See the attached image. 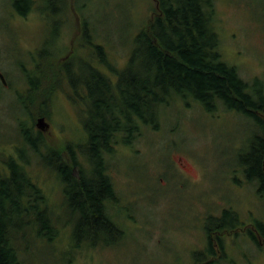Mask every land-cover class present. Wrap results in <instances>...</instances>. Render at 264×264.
I'll use <instances>...</instances> for the list:
<instances>
[{
	"label": "trees",
	"instance_id": "1",
	"mask_svg": "<svg viewBox=\"0 0 264 264\" xmlns=\"http://www.w3.org/2000/svg\"><path fill=\"white\" fill-rule=\"evenodd\" d=\"M154 2L152 15L136 34L121 67L112 64L104 46L96 43L91 49L74 43L60 51L49 47L38 52V59L46 61L44 69L36 68L40 79L21 83L31 92L28 99L19 101L20 112L30 115V124L20 125V117L16 118L18 134L27 142L17 157L3 155L0 166V264H25L32 242L45 248L64 243L63 229L69 224L76 238V244L66 241L69 248L64 255H70L69 261L82 249L124 243L125 214L117 221L100 211L102 197L116 196L110 169L117 147L131 150L145 133L161 130L173 105L199 106L209 114L221 106L232 112L237 105L242 110L250 105L251 93L245 91L251 83L221 51L216 0ZM51 4L69 9L61 0L10 2L12 11L23 17L37 9L44 13ZM18 88L14 89L18 92ZM62 95L84 118V135L77 142L54 145L34 124L39 117L52 116L55 101ZM253 148L242 154L238 168L250 183L258 178L255 184L264 197V167L260 166L264 144ZM29 152L38 160L36 164ZM53 177L60 185L61 202L55 200L58 189L46 186ZM62 208L70 212L69 221L63 219ZM205 218L209 241L201 242L191 264H220L211 258L220 250L226 259L225 239L239 225L238 213L225 208L220 216L210 213ZM255 228L264 238V223L257 221ZM211 240H219V246Z\"/></svg>",
	"mask_w": 264,
	"mask_h": 264
},
{
	"label": "rangeland",
	"instance_id": "2",
	"mask_svg": "<svg viewBox=\"0 0 264 264\" xmlns=\"http://www.w3.org/2000/svg\"><path fill=\"white\" fill-rule=\"evenodd\" d=\"M10 2L0 0V73L11 81L8 86L0 82V166L5 160L3 155L17 157L27 142L19 136L16 121L19 116L20 125L30 124L28 112H20L19 101L31 94L29 87L19 82L24 75L21 66L31 72L33 79H40L36 68L41 65L44 69L46 61L38 59L37 54L44 49L42 45L49 49L48 42L56 30L52 19L38 18V13H32L27 20L18 18ZM61 2L69 5V11L48 15L56 16L60 22L82 15L80 21L91 27L96 45L104 46L111 63L120 67L155 8L154 0ZM45 4L42 5L46 7ZM215 6L224 59L236 65L243 79H264V0H216ZM52 7L53 4L49 6L51 10ZM58 45L52 42L51 48L60 51L62 46ZM31 53L36 59L30 57ZM9 84L20 86L18 92L12 91ZM181 107L169 108L170 119L161 124V130L145 133L131 150L117 147L111 161L112 180L130 199L124 210L128 219L124 243L97 246L91 251L82 249L69 261L70 255H64L69 248L66 241L76 244L69 224L63 229L64 243L55 242L53 247L45 248L32 242L25 264H191L201 246L207 214L217 215L233 207L243 219L253 213L254 219L264 221V197L256 184L248 183L238 170L244 160L242 154L247 153L246 147L242 148L248 141L247 127L236 129L230 114L218 117L222 112L209 115L199 106ZM46 120L50 125L46 138L54 145L77 142L84 135V118L63 95L58 96L54 113ZM28 155L36 164L33 153ZM180 158L193 168L191 183L187 184L191 190L188 200L175 197L171 191L173 182L182 180L177 171ZM32 170L36 172L37 168ZM46 186L58 189L55 200L61 202L58 179L51 178ZM67 210L62 208L65 221L70 219ZM227 239V257L220 264H264V244L255 245L233 234H228Z\"/></svg>",
	"mask_w": 264,
	"mask_h": 264
},
{
	"label": "flooded vegetation",
	"instance_id": "3",
	"mask_svg": "<svg viewBox=\"0 0 264 264\" xmlns=\"http://www.w3.org/2000/svg\"><path fill=\"white\" fill-rule=\"evenodd\" d=\"M73 1H76V0H73ZM61 10L64 11L63 6L54 7L53 10H51V9L49 10L46 8L44 13H41L39 11V9L34 11V13L39 14L38 18L44 16L45 20L52 19L54 24H56V30H55L54 38H53L54 40L53 41L50 40L48 42L49 47H51L52 42H55V41L57 42V44H59L58 46H62V48H69V47L73 46L74 43L76 45H78L80 43H84L85 45L83 48H85L87 45H88L87 46L88 49L89 48L91 49L92 47H94L95 38H94V35L92 33V29L90 26H88V28H87L84 24L82 25V23L80 21V18L82 17V15H79L78 18L74 19L76 21L75 26H74L73 20H69L67 22L64 20L63 22H60L56 18V16L51 17L48 15V12H52V13L56 14V13L61 12ZM70 10H72V5L70 6ZM68 11H69V9H68ZM17 17L22 19V20H27L29 16L23 17L20 15H17ZM73 18L74 17H72V19ZM40 21H42V20H40ZM84 22H85V20H84ZM67 23H68V26H70L69 29L67 28L68 26L66 27ZM70 38H71V40L68 41ZM41 47L45 49L44 45H42ZM30 50H32V49H30ZM26 51H29V50H26ZM33 53L30 54V57L32 56ZM21 68L23 69V73L25 71L27 72L26 75H28V77H26V79H22L24 77V75H23V77L21 78L22 80L19 82H22V83L38 82V80L33 79V78L28 79L29 77H32L33 75L25 66H21ZM246 81L248 83H251V85H252L251 87L248 88V90L245 91V92L249 91L251 93V96H250L251 103H249L250 105L243 110L240 109L241 106L237 105L236 108L234 107L232 112L227 111L226 107L221 106L220 109L216 110V111L222 112V114H219L218 117L224 116L225 114L232 115L233 123L236 124V129H240V127L241 128L247 127L249 136H248V141L245 143L244 146L247 148V150H250V153H251L252 150H254V148H253L254 144L255 145L256 144H258V145L264 144V99H262V97H264V79H261L260 77H253V78H250ZM256 81H258V82H256ZM0 82H2V84L4 86H8V82H11V81H7L6 78L4 77V75L2 73H0ZM10 86H11L12 91L15 87L18 88V86H15L12 84ZM14 90L16 91V89H14ZM64 97L68 101V98L65 95H64ZM256 102H259L260 104L258 106H256ZM209 115H211V114H209ZM39 118H37V119H39ZM38 132H41L45 137H46V134H50L49 131L48 132L47 131L42 132V131L38 130ZM244 146L242 145V148ZM178 162L179 163L177 164V166H178L177 171H179L181 173L182 180L174 181L173 182L174 186H173L171 191L174 190L173 193H174L175 197L179 195V196H181L182 199L188 200L189 197L187 195L191 192V190H190V188L187 187V184L191 183V178L193 177L191 175L193 173V168L186 165V164H183V159H181V158L178 160ZM248 162H250V161H246L245 163L248 164ZM260 166L264 167V156L260 159ZM238 170H239V172H241L240 169H238ZM111 178H112V175H111ZM246 178H247L248 183H250L247 176H246ZM253 178L254 179H253L252 183L255 184L257 182L258 178H256V177H253ZM111 181L113 183V187H114L116 196L111 197V198H106V196L102 197L103 199L101 201L100 211L102 214L105 215V218H107V216H110L111 218H113V216H115V219L118 221L122 217L121 214L122 215L125 214L124 210L128 209V206H126V203H127V201H130V199L128 200L127 196L121 190L118 189V187L120 186L119 184L116 185V183H114L113 180H111ZM231 208L235 212H237L235 210V208H233V207H231ZM222 211H221V213H222ZM221 213L217 214V216H220ZM237 213H238V217H239V225H237V227L234 230H232V232L230 234H233V236H235V237H239V238L242 237L246 241H249L255 245L260 246V244H264L263 235L261 233L257 232V229L255 228L257 221H261L263 223H264V221L254 219L252 217L253 213H251L252 215L250 217H248L247 219H243L242 216L240 215V213L239 212H237ZM202 233H203L202 242L204 241V243L207 244V242L209 241L208 237L204 233V231ZM226 239H225V247L227 248L226 244L228 241H226ZM211 241H212V243H215V246H217V247L219 246V240H216V241L211 240ZM226 257H227V253H226ZM211 259H212L211 261L220 260L219 262L226 260V259H223V255H222V252L220 250H218V254L213 256Z\"/></svg>",
	"mask_w": 264,
	"mask_h": 264
},
{
	"label": "water",
	"instance_id": "4",
	"mask_svg": "<svg viewBox=\"0 0 264 264\" xmlns=\"http://www.w3.org/2000/svg\"><path fill=\"white\" fill-rule=\"evenodd\" d=\"M35 127L39 131L46 132L50 128V125L48 124L45 117H40L37 119Z\"/></svg>",
	"mask_w": 264,
	"mask_h": 264
},
{
	"label": "bare ground",
	"instance_id": "5",
	"mask_svg": "<svg viewBox=\"0 0 264 264\" xmlns=\"http://www.w3.org/2000/svg\"><path fill=\"white\" fill-rule=\"evenodd\" d=\"M34 127H35V125H34ZM35 129L37 130V128L35 127Z\"/></svg>",
	"mask_w": 264,
	"mask_h": 264
}]
</instances>
